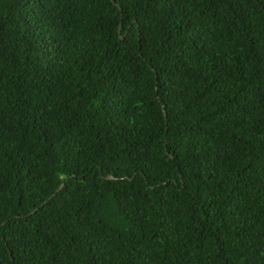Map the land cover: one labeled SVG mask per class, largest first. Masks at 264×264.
<instances>
[{
	"label": "trees",
	"instance_id": "trees-1",
	"mask_svg": "<svg viewBox=\"0 0 264 264\" xmlns=\"http://www.w3.org/2000/svg\"><path fill=\"white\" fill-rule=\"evenodd\" d=\"M0 264H264V0H0Z\"/></svg>",
	"mask_w": 264,
	"mask_h": 264
},
{
	"label": "water",
	"instance_id": "water-1",
	"mask_svg": "<svg viewBox=\"0 0 264 264\" xmlns=\"http://www.w3.org/2000/svg\"><path fill=\"white\" fill-rule=\"evenodd\" d=\"M163 115H165V113H164V112H163ZM106 178H111V179H113L114 177H112L111 175H106ZM60 186H61V185H59L57 189H59V188H60Z\"/></svg>",
	"mask_w": 264,
	"mask_h": 264
}]
</instances>
